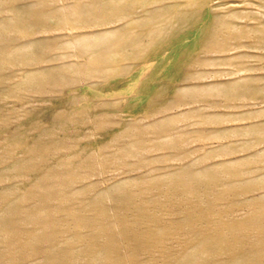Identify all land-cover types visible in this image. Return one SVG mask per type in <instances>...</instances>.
<instances>
[{
	"label": "rangeland",
	"instance_id": "rangeland-1",
	"mask_svg": "<svg viewBox=\"0 0 264 264\" xmlns=\"http://www.w3.org/2000/svg\"><path fill=\"white\" fill-rule=\"evenodd\" d=\"M53 208L61 264L264 262V0H0V264Z\"/></svg>",
	"mask_w": 264,
	"mask_h": 264
},
{
	"label": "bare ground",
	"instance_id": "bare-ground-1",
	"mask_svg": "<svg viewBox=\"0 0 264 264\" xmlns=\"http://www.w3.org/2000/svg\"><path fill=\"white\" fill-rule=\"evenodd\" d=\"M193 180L197 181V179H193ZM75 181L76 180H74L72 184L78 183ZM68 188H71V186H68ZM92 188L93 187L91 186L90 188H85L82 192L79 191V192L73 193L69 196L68 200L66 197H63L62 199L59 197L57 198H59L63 203H74L75 199L79 198L80 195L89 196ZM50 196H53V195H50ZM53 202H50L47 206L49 208L55 207ZM17 204L18 203L15 204L14 210L17 209ZM55 213H56V210L54 208L46 210V215L48 214L47 222L39 221L41 231L38 232L37 229H33L32 231H30V233L36 237L34 242L42 241L43 244L48 242L52 245L51 248L44 251L45 259L42 262L40 261V262L32 263V264H61L66 261V258H65L66 251L65 249L61 248V246H64L63 242L60 240H57L58 236L56 234V231L58 230L56 228L57 223L55 222V215H56ZM10 214L12 215V211L10 212ZM71 218H74L75 220H77V212L69 208L64 212L63 220L67 221ZM8 221L12 222L13 219L8 220ZM227 224L231 228H235L234 222L230 221ZM10 231L15 235L18 233V229L12 223L10 226ZM200 234H202V232H200ZM217 239L218 237L214 234H211L210 236H207L204 239H202L200 243L195 248H193L190 251V253L186 256L185 263L186 264H256V263L264 264V262H260L261 260L256 261V257L259 256L260 254L256 253L255 247L253 246L251 242L249 243V249L245 252L241 249H238L235 253L226 252L224 250H216V251H221V252L233 254V255L225 261H220L218 259H215L214 254L212 252L211 245ZM207 250H209V252L206 254ZM205 256L207 257L206 260L202 262L198 260L200 257H205Z\"/></svg>",
	"mask_w": 264,
	"mask_h": 264
}]
</instances>
